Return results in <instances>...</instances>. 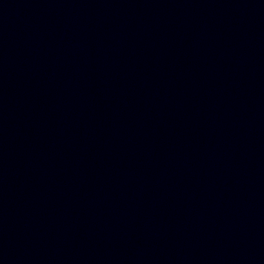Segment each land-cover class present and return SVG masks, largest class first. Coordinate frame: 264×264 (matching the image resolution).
<instances>
[{
    "label": "water",
    "instance_id": "95a60500",
    "mask_svg": "<svg viewBox=\"0 0 264 264\" xmlns=\"http://www.w3.org/2000/svg\"><path fill=\"white\" fill-rule=\"evenodd\" d=\"M0 264H264V0H0Z\"/></svg>",
    "mask_w": 264,
    "mask_h": 264
}]
</instances>
